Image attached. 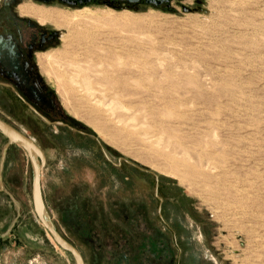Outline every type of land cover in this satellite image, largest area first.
<instances>
[{
  "label": "rangeland",
  "instance_id": "obj_1",
  "mask_svg": "<svg viewBox=\"0 0 264 264\" xmlns=\"http://www.w3.org/2000/svg\"><path fill=\"white\" fill-rule=\"evenodd\" d=\"M51 10L94 15L46 21L60 44L39 55L79 124L72 146L29 134L56 229L86 264H109L93 251L148 243L138 219L158 190L190 230L194 264H264V0ZM32 177L27 152L0 132V264H76L38 220ZM173 236L179 264L185 234Z\"/></svg>",
  "mask_w": 264,
  "mask_h": 264
},
{
  "label": "flooded vegetation",
  "instance_id": "obj_2",
  "mask_svg": "<svg viewBox=\"0 0 264 264\" xmlns=\"http://www.w3.org/2000/svg\"><path fill=\"white\" fill-rule=\"evenodd\" d=\"M29 1L34 7L43 9L106 5L116 10L124 8L140 10L142 6L147 5L171 6L173 0H155V4L146 0H2L0 2V108L6 114L5 119L2 120L31 138L33 137L29 135L30 132L41 130L46 136L60 142L63 147H67L68 143L72 146L73 136L78 132L79 124L63 108L58 91L47 79L39 62V55H44L59 46L61 30L50 22L42 23L33 16L21 14L19 7L29 5ZM161 1L163 3L159 4ZM17 122L22 124L17 126ZM33 139L37 143L36 139ZM158 193L157 190L149 203L151 212L148 213V209L142 210L143 218L138 219V226L144 223L146 227H151L150 231H144L150 234L148 243L147 239L143 244L138 243L139 247L142 246V250L132 251L127 248L116 252L97 250L93 251V254L100 258H108L109 264H174L173 234L174 227H177L179 234H185L184 237L177 236L181 246L176 254L180 258L179 264H194L198 256L189 237L191 234L189 228L175 215L178 209L175 210L174 206L161 198ZM157 223L160 228H157ZM198 264L206 263L200 260Z\"/></svg>",
  "mask_w": 264,
  "mask_h": 264
},
{
  "label": "water",
  "instance_id": "obj_3",
  "mask_svg": "<svg viewBox=\"0 0 264 264\" xmlns=\"http://www.w3.org/2000/svg\"><path fill=\"white\" fill-rule=\"evenodd\" d=\"M2 0H0L1 2ZM136 1V0H134ZM149 3H156L155 0H146ZM163 3L161 1L159 4ZM184 11H206L203 7L192 9L184 6ZM0 132H2L9 140V144H18L28 154L32 164V199L35 214L38 220L43 224L45 229L49 232L55 243L64 251L73 256L76 264H85L84 258L79 249L67 240L55 227L50 219L45 203V198L42 189V171L46 163V157L42 149L35 143L34 139L27 134L5 122L0 118Z\"/></svg>",
  "mask_w": 264,
  "mask_h": 264
},
{
  "label": "bare ground",
  "instance_id": "obj_4",
  "mask_svg": "<svg viewBox=\"0 0 264 264\" xmlns=\"http://www.w3.org/2000/svg\"><path fill=\"white\" fill-rule=\"evenodd\" d=\"M19 12L21 14H24V15L33 16V17L37 18L42 23H45L48 20H52L55 17H62L65 20H68L71 22H76V21H79L82 19H94V15H90V14L76 13V14L71 15V14H67V13H58V12H55L51 9L37 8V7L31 6V5H27V4L21 5L19 7ZM49 68L50 67L48 66L47 70L50 72ZM56 76L59 80H60V78L64 77V76H59V75H56ZM74 81L76 82L75 79H74ZM63 89H64V94L67 96L70 89L67 87V85H64V84H63ZM193 169L198 171L199 168L193 167ZM170 174L179 175L184 180L186 178V176L184 174H182V172H178V170L175 168H172V170L170 171Z\"/></svg>",
  "mask_w": 264,
  "mask_h": 264
}]
</instances>
